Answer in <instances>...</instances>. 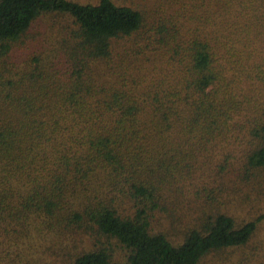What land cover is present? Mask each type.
Segmentation results:
<instances>
[{
    "label": "trees",
    "instance_id": "trees-1",
    "mask_svg": "<svg viewBox=\"0 0 264 264\" xmlns=\"http://www.w3.org/2000/svg\"><path fill=\"white\" fill-rule=\"evenodd\" d=\"M263 201L264 0H0V264H249Z\"/></svg>",
    "mask_w": 264,
    "mask_h": 264
},
{
    "label": "rangeland",
    "instance_id": "rangeland-1",
    "mask_svg": "<svg viewBox=\"0 0 264 264\" xmlns=\"http://www.w3.org/2000/svg\"><path fill=\"white\" fill-rule=\"evenodd\" d=\"M261 204H263V206H264V201L263 202H261ZM259 209H260V207H259ZM261 231L259 232V234L257 235V237L259 238V237H264V222L261 224ZM231 252H228V251H223V252H220V253H217V257H216V260L217 259H219V257L220 256H218V255H227V254H231L230 255V257H229V259L226 261V262H223L222 261V258H221V260L217 263V264H239L238 263V261H239V259H240V257L241 256H243V255H247L249 258H250V256H249V253L247 252V251H243V250H235L234 248H232L231 250H230ZM254 256H259L258 258H257V260L258 259H263V260H261V262H263L264 263V248L263 249H261V248H257L256 250H255V254L253 255V257ZM214 257V254L212 253V254H210L208 257H206L205 258V260L203 261V264H207V263H210V260L212 259ZM116 258H120V257H118V256H116ZM251 259V258H250ZM215 260V261H216ZM253 261V259L250 261V263L249 264H257V263H259L258 261Z\"/></svg>",
    "mask_w": 264,
    "mask_h": 264
}]
</instances>
